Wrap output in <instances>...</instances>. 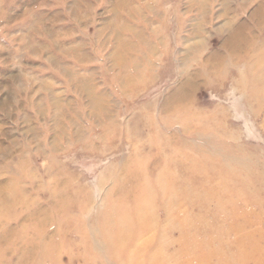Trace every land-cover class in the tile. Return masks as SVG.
Wrapping results in <instances>:
<instances>
[{
    "label": "rangeland",
    "instance_id": "obj_1",
    "mask_svg": "<svg viewBox=\"0 0 264 264\" xmlns=\"http://www.w3.org/2000/svg\"><path fill=\"white\" fill-rule=\"evenodd\" d=\"M123 237L264 264V0H0V264Z\"/></svg>",
    "mask_w": 264,
    "mask_h": 264
},
{
    "label": "bare ground",
    "instance_id": "obj_2",
    "mask_svg": "<svg viewBox=\"0 0 264 264\" xmlns=\"http://www.w3.org/2000/svg\"><path fill=\"white\" fill-rule=\"evenodd\" d=\"M104 241H106V239L104 240ZM108 242H110L109 240H107ZM128 243V241L126 240V238L125 237H123V238H121V239H117V243H116V245H115V248H114V242H110V244H111V247H113V256H114V258H116L118 261H119V264H121V261H120V258H118V256L117 257H115V255H114V253H117V250L116 249H120V247H121V245H125V244H127ZM130 264H138V263H136V261L134 260L132 263H130ZM141 264H143V263H141Z\"/></svg>",
    "mask_w": 264,
    "mask_h": 264
}]
</instances>
